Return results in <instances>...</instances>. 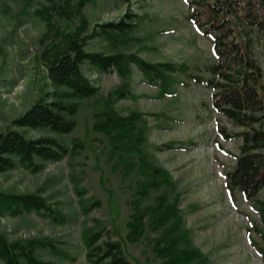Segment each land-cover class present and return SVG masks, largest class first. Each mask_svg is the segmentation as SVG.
<instances>
[{
	"label": "rangeland",
	"instance_id": "obj_1",
	"mask_svg": "<svg viewBox=\"0 0 264 264\" xmlns=\"http://www.w3.org/2000/svg\"><path fill=\"white\" fill-rule=\"evenodd\" d=\"M55 3L48 28L42 14L49 0H0V132L38 98L62 90L48 77L44 55L63 33L80 25L82 14L89 29L118 21L127 11L138 15L132 31L96 36L87 51L136 53L152 63L187 64L195 72L215 60L212 40L189 19L185 0H88L81 13L75 0ZM254 52L264 69V32L256 36ZM129 67V75L122 76L116 69L102 71L85 63L84 74L99 90L75 100L73 131L26 130L29 137L52 136L69 147L77 139L84 147L62 160L43 162L39 172L20 165L0 172V191L40 195L57 217L44 210L5 212L0 234L9 242H46L36 246L35 254L52 264H92L86 257L85 228L103 229V239L118 242L131 264H264L251 243L260 238L250 222L261 226L253 201L241 191L232 201L226 189V172L235 164L241 140L219 134L217 124L230 131L239 128L214 109L213 90L173 73V94L158 98L160 84L149 83L134 63ZM123 85L136 97L117 98ZM107 103L119 115L140 114L136 122L144 139L138 149H118L107 133L94 129ZM167 143L176 148L164 147ZM142 165L165 169L171 184L148 188ZM258 197L264 199V189ZM94 201L99 204L84 212ZM134 213L144 216L137 239L128 236ZM186 249H194L190 260H171Z\"/></svg>",
	"mask_w": 264,
	"mask_h": 264
},
{
	"label": "trees",
	"instance_id": "obj_2",
	"mask_svg": "<svg viewBox=\"0 0 264 264\" xmlns=\"http://www.w3.org/2000/svg\"><path fill=\"white\" fill-rule=\"evenodd\" d=\"M49 1L51 5H47V10L42 14L48 28L53 25L50 11L56 5L52 4L54 0ZM87 1L75 0L78 13H81ZM185 1L190 8L189 19L200 33L212 40L214 62L205 64L195 72L187 64L152 63L136 53L87 51L85 46L96 36L112 38L114 33L132 31L137 26L138 15L127 11L118 21L97 24L89 29L88 21L82 14L80 25L69 33H63L60 41L52 49L49 47L44 55L48 77L56 88L62 90L57 89L38 98L24 113L11 121L10 127L0 132V172L14 169L17 165L39 172L44 168L43 162L62 160L84 147V143L77 139L69 147L52 136L29 137L26 130L48 128L62 134L73 131L76 126L73 116L79 108L75 100L94 96L99 90L84 74L85 63L102 71L116 69L122 76L129 75V63H134L149 83L160 84L158 98L173 94L169 90L176 82L172 74L180 73L210 87L213 90L214 109L239 128L230 131L226 126L217 124V130L225 140H241L235 164L226 172L225 184L232 201L236 198V191H241L245 199L253 201L261 226L250 222L251 229L260 238L259 241L252 238L251 243L264 263V199L258 197L259 191L264 189V69L254 52L256 36L264 32V0ZM115 95L119 99L136 97L126 85L118 88ZM101 115L103 118L95 123L94 129L107 133L118 149H138L144 139L136 122L139 113L119 115L107 103ZM216 144L222 148L220 142ZM164 147L176 148L172 143ZM141 169L149 175L146 182L148 188L158 187L163 182L171 184L165 169L143 165ZM98 204V201H94L85 207L84 212ZM40 210L48 212L56 220L55 211L44 197L32 193L0 191V214L8 212L19 215ZM143 217L142 214L134 213L133 219L128 222L130 238L137 239L142 234ZM103 231L84 229L88 261L92 264H131L118 242L103 239ZM40 244L47 246L42 240L9 242L0 234V259L3 264H22V260L26 264H52L36 256L35 248ZM193 253L194 249L182 250L171 260L188 261Z\"/></svg>",
	"mask_w": 264,
	"mask_h": 264
},
{
	"label": "bare ground",
	"instance_id": "obj_3",
	"mask_svg": "<svg viewBox=\"0 0 264 264\" xmlns=\"http://www.w3.org/2000/svg\"><path fill=\"white\" fill-rule=\"evenodd\" d=\"M227 216H228V212H227ZM228 218L230 219V222H234V221H232V218H233V217L228 216Z\"/></svg>",
	"mask_w": 264,
	"mask_h": 264
}]
</instances>
